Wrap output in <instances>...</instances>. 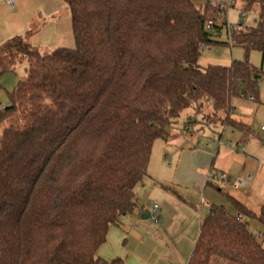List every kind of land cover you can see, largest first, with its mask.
Returning a JSON list of instances; mask_svg holds the SVG:
<instances>
[{
  "label": "trees",
  "instance_id": "trees-1",
  "mask_svg": "<svg viewBox=\"0 0 264 264\" xmlns=\"http://www.w3.org/2000/svg\"><path fill=\"white\" fill-rule=\"evenodd\" d=\"M63 1L74 48L42 53L21 35L0 44L4 71L27 61L0 110V264H123L97 250L137 209L155 141L189 108L242 129L233 100L258 95L261 71L248 59L201 63L202 44L228 43L205 29L217 16L210 1ZM231 43L264 53V19ZM226 196L236 212L210 204L188 264H264L249 224L264 227V205Z\"/></svg>",
  "mask_w": 264,
  "mask_h": 264
},
{
  "label": "rangeland",
  "instance_id": "rangeland-1",
  "mask_svg": "<svg viewBox=\"0 0 264 264\" xmlns=\"http://www.w3.org/2000/svg\"><path fill=\"white\" fill-rule=\"evenodd\" d=\"M207 1L213 0H200L202 4ZM247 7L248 4L244 0H238L236 6L229 10L227 20L231 23L238 22L241 10ZM261 18L264 19V10L261 5L259 3L252 4L248 9L246 30L255 26ZM226 30L224 29L223 34L216 39L228 43L220 42L208 45L202 50L201 63L204 65H230L234 59H248L261 71L258 73L262 77L255 86L258 89V95L257 93L246 92L244 97H237L233 100L235 112L232 114V122L239 123L242 129L227 124L228 121L226 120L214 119L211 116L212 109L210 108H206L202 115L196 116L200 121L193 126V129L196 133L202 131L199 134V140H196L198 147L211 150L214 156L217 151L219 153L211 180L209 179L210 183L206 187L198 190L192 184L191 186L186 185L185 189L184 187L180 189L175 187L174 196L180 199L178 198L179 195H186L188 204L186 203L187 206L182 207L183 211L193 205L192 201L195 200L196 217L198 214L199 218L202 219L208 213L210 204L226 206L227 194L233 197H235L234 195L248 197L252 193L251 204L257 203L258 197H264V168L260 170L258 166L259 163L264 164V140L260 134V128L264 125V53L253 50L246 55L241 47L231 45ZM16 35L23 36L27 44L42 53L52 52L58 47L74 48L76 46L71 11L67 2L63 0H14L13 4L10 3V0H0V44ZM26 66L27 61L23 60L18 62L14 69L4 71L0 67V104L3 106L10 103L11 92L18 81L26 76ZM250 95H254L255 99L249 98ZM208 114H210V118L205 117ZM185 120L186 113L182 114L176 123L177 128L181 131H183ZM200 123L203 124V129L199 126ZM1 133L2 127L0 125ZM187 139L188 141L190 139L195 140L194 136L189 135ZM162 140L159 139L154 144L150 161L153 162L152 166L156 169L164 165L166 178H170L171 173L177 167V149L171 150L166 147L165 154ZM173 153L177 155L174 156ZM187 160L189 166L193 158L189 157ZM220 168L224 170L225 178L222 176L223 173H221ZM190 169L191 167L186 171L189 176L193 175ZM258 173H260L259 176ZM249 175H252L254 179L259 177L254 187H252V183L238 188L234 186L235 180L240 177L246 178ZM150 199L153 200V198L145 196L143 200L145 208H151ZM194 225L195 228L199 227L197 222ZM256 232L258 233L259 230L257 229ZM263 240L264 238L261 237L262 244L264 243Z\"/></svg>",
  "mask_w": 264,
  "mask_h": 264
},
{
  "label": "crops",
  "instance_id": "crops-1",
  "mask_svg": "<svg viewBox=\"0 0 264 264\" xmlns=\"http://www.w3.org/2000/svg\"><path fill=\"white\" fill-rule=\"evenodd\" d=\"M184 113H186V120L183 131L178 129L175 124L170 130V136L164 140L161 139L165 154L166 147L171 150L177 149L176 169L171 173L170 178H166V167L161 165L162 169L160 166H158L160 167L159 169H156V167L152 166L153 162L150 161L146 176L135 188L138 198L137 209L133 213L123 215L118 224L110 228L106 242L97 250L99 257L108 261L120 258L123 260V264L189 263L199 237L202 218H199L198 214L196 217L195 200L192 201L193 205L187 209L185 208L184 211L182 210V207H186L188 204L185 198L186 195H179L178 198L180 199H177L174 196L176 193L174 188L178 187L180 189L184 187L185 189L186 185L191 186V184L196 186L195 189L197 190L206 187L210 183L209 179L212 176L219 151L214 156L211 150L198 147L196 140H199V134L202 131L196 133L193 126L200 120L198 121L196 118L197 114L191 108L184 110L182 114ZM199 126L203 129V124L200 123ZM188 135L194 136L195 140L190 139L188 141ZM173 154L174 156L177 155ZM189 157H192L193 160L188 166L187 159ZM258 166L260 170L264 168V164L259 163ZM189 167H191L190 170L193 172V175L190 176L186 174ZM220 170L225 175L224 170L222 168ZM258 179L259 177L253 178L252 184H249L254 187ZM145 196L153 198V200H150L159 203L161 206L162 218L160 223L156 225L150 218L146 219L143 217L146 210L151 212V208H145L143 203ZM234 196L254 212H259L264 205V197H258V202L251 204L252 193L248 197ZM227 201L226 207L235 213V207L228 198ZM196 222L197 224L199 223L198 228H195L194 223ZM249 224L254 233L263 234L264 227L259 221L249 219ZM257 229L259 230L258 233L256 232ZM261 237L262 239L264 238L263 235Z\"/></svg>",
  "mask_w": 264,
  "mask_h": 264
},
{
  "label": "built area",
  "instance_id": "built-area-1",
  "mask_svg": "<svg viewBox=\"0 0 264 264\" xmlns=\"http://www.w3.org/2000/svg\"><path fill=\"white\" fill-rule=\"evenodd\" d=\"M238 0H213L209 2V6L217 11V16L213 19H209L205 22V29L211 33V35L216 39L217 37H220L223 34L224 29H227V35L229 42H232V36L233 33L238 30H246V20L248 17V9L244 8L241 10L239 14V20L236 23H231L227 20L228 12L231 8H234L236 6ZM14 0H10V3L13 4ZM208 45L202 44V50L206 48ZM249 98L255 99L254 95H250ZM3 105L0 104V110L3 109ZM192 119V118H191ZM190 119V121H191ZM260 134L261 138L264 140V125L260 128ZM244 149V148H241ZM225 178V175H222ZM215 177H218V175H215ZM253 180V176L249 175L248 177H240L234 182V186L236 188L242 187L244 185H247L251 183ZM151 206V213H150V219L154 223H160L161 221V206L157 202L150 201ZM257 236H261V234H256Z\"/></svg>",
  "mask_w": 264,
  "mask_h": 264
},
{
  "label": "water",
  "instance_id": "water-1",
  "mask_svg": "<svg viewBox=\"0 0 264 264\" xmlns=\"http://www.w3.org/2000/svg\"><path fill=\"white\" fill-rule=\"evenodd\" d=\"M150 211L149 210H146V212H145V216H143L144 218H146V219H148V218H150Z\"/></svg>",
  "mask_w": 264,
  "mask_h": 264
}]
</instances>
